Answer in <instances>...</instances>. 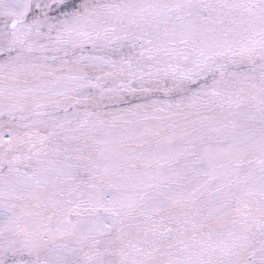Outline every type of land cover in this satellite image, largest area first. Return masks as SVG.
<instances>
[{
    "label": "snow or ice",
    "instance_id": "snow-or-ice-1",
    "mask_svg": "<svg viewBox=\"0 0 264 264\" xmlns=\"http://www.w3.org/2000/svg\"><path fill=\"white\" fill-rule=\"evenodd\" d=\"M0 264H264V0H0Z\"/></svg>",
    "mask_w": 264,
    "mask_h": 264
}]
</instances>
